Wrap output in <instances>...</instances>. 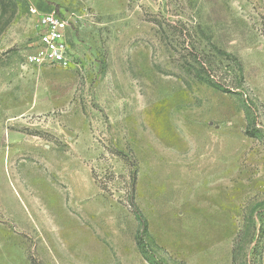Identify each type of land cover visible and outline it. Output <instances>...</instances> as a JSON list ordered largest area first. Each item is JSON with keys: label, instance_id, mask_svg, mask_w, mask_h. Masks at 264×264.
<instances>
[{"label": "rangeland", "instance_id": "rangeland-1", "mask_svg": "<svg viewBox=\"0 0 264 264\" xmlns=\"http://www.w3.org/2000/svg\"><path fill=\"white\" fill-rule=\"evenodd\" d=\"M0 264H264V0H0Z\"/></svg>", "mask_w": 264, "mask_h": 264}, {"label": "built area", "instance_id": "built-area-1", "mask_svg": "<svg viewBox=\"0 0 264 264\" xmlns=\"http://www.w3.org/2000/svg\"><path fill=\"white\" fill-rule=\"evenodd\" d=\"M38 39L29 61L38 66L68 68V22L54 12L40 15L37 21Z\"/></svg>", "mask_w": 264, "mask_h": 264}, {"label": "trees", "instance_id": "trees-1", "mask_svg": "<svg viewBox=\"0 0 264 264\" xmlns=\"http://www.w3.org/2000/svg\"><path fill=\"white\" fill-rule=\"evenodd\" d=\"M138 220H139V222H140V225L144 227L146 223H145V221L142 219V217H138Z\"/></svg>", "mask_w": 264, "mask_h": 264}]
</instances>
